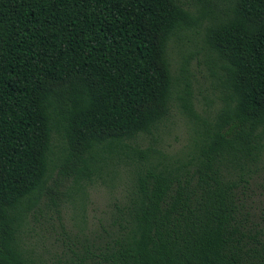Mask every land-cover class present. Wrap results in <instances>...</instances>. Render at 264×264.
Wrapping results in <instances>:
<instances>
[{"label":"trees","instance_id":"1","mask_svg":"<svg viewBox=\"0 0 264 264\" xmlns=\"http://www.w3.org/2000/svg\"><path fill=\"white\" fill-rule=\"evenodd\" d=\"M204 25L222 106L194 111L170 43ZM196 118L188 157L142 147L174 103ZM264 0H0V264H264ZM128 168L99 230L63 207ZM57 214L50 247L33 223Z\"/></svg>","mask_w":264,"mask_h":264},{"label":"rangeland","instance_id":"2","mask_svg":"<svg viewBox=\"0 0 264 264\" xmlns=\"http://www.w3.org/2000/svg\"><path fill=\"white\" fill-rule=\"evenodd\" d=\"M204 31L203 25L174 38L170 43L169 56L174 73L179 72L183 57H188L194 111L199 118L211 120L222 106V101L218 80L212 73L213 65L204 48ZM199 124L196 118L183 111L177 100L170 118L155 135L157 143L152 137L145 136L142 147L152 144L174 160L188 157L198 137ZM120 168V176L115 181L110 177L97 179L86 187L79 204L72 201L65 204L62 215L69 231L77 232L84 228L94 231L99 230L101 224H105L114 209V204L127 192L128 168L126 166ZM250 195L252 205L260 216L264 213V164L260 166L255 182L252 183ZM32 225L35 241L41 247H50L57 238L63 239L57 214L53 209L44 210Z\"/></svg>","mask_w":264,"mask_h":264}]
</instances>
